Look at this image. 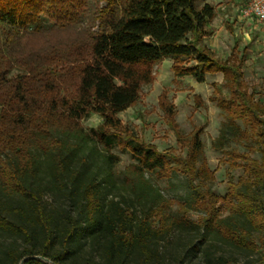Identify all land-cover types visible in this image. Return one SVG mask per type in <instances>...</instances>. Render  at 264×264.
<instances>
[{
    "label": "trees",
    "instance_id": "1",
    "mask_svg": "<svg viewBox=\"0 0 264 264\" xmlns=\"http://www.w3.org/2000/svg\"><path fill=\"white\" fill-rule=\"evenodd\" d=\"M216 14L208 0H0V179L26 198L18 218L0 212V230L25 243L5 247L0 264H191L199 254L208 264H264V98L249 90L243 54L222 59L204 42ZM167 57L176 76L223 74L214 83L225 116L215 143L242 170L224 196L197 182L214 177L205 159L199 163L202 127L181 134L166 92L160 106L185 148L182 160L142 141L119 117ZM92 113L102 122L87 131L82 120ZM228 140L246 150L225 147ZM92 141L105 150V177L92 168ZM115 146L134 158L124 181L132 196L108 197ZM42 155L47 187L65 195V208L34 185ZM178 171L190 189L181 217L146 176ZM189 211L201 215L190 219ZM186 229L198 238L177 246L174 232ZM222 243L247 256L226 254Z\"/></svg>",
    "mask_w": 264,
    "mask_h": 264
},
{
    "label": "rangeland",
    "instance_id": "2",
    "mask_svg": "<svg viewBox=\"0 0 264 264\" xmlns=\"http://www.w3.org/2000/svg\"><path fill=\"white\" fill-rule=\"evenodd\" d=\"M215 6L216 16L211 22V33L206 35L204 42L215 50L222 59L230 55L244 56L243 72L249 90L254 92L256 99L264 98V23L243 18L239 9L243 0H208ZM102 2V1H101ZM103 3V2H102ZM229 24L233 25L230 30ZM236 45V47H234ZM236 49V50H235ZM173 60L164 58L154 65L155 79L145 84L138 100L126 110L119 113L122 123L130 128L142 141L156 145L163 153L173 151L182 160L185 156V148L177 142L176 133L171 128L167 115L160 106V97L166 92L167 99L175 107V122L178 130L185 136H190L198 127H202L200 137L203 144V151L199 163L205 159L210 170L213 171V178L197 177V182L204 188L215 191L218 195L224 196L230 180L236 181L242 174L240 168H231L223 151L216 146L222 128L224 127L225 116L223 111L213 100L216 95L214 83L222 82V72L207 74L203 81H197L191 75L176 76L172 68ZM21 70L15 68L12 74H20ZM200 99V102H198ZM102 117L92 113L82 120L85 130L98 126ZM225 147H236L246 150V147L234 140H228ZM92 148V149H90ZM87 149L93 152L94 158L92 168L98 171L100 177L106 175V164L103 161L101 151L103 145L98 142H90ZM118 155L119 160L111 170L112 180L116 185L106 187L108 197L117 196L119 192L127 196L133 193L129 184L125 181L127 176L126 167L134 161L129 149L115 146L110 150ZM259 157L258 151L252 153ZM42 168L37 171L34 185L44 188L46 201L54 204L58 209L68 206L69 201L58 189L48 186L49 173L45 170V156H41ZM146 176L158 187L163 194L172 199V212L181 217L183 210L180 203L190 195V189L184 175L178 171L171 178L160 177L155 172H146ZM23 195L11 192L0 179V212L18 218L17 208L26 205ZM201 215L199 212L189 211L186 216L196 219ZM193 230H177L174 232L173 241L177 246L188 244L190 240L198 238ZM25 244L22 239H15V235L0 230V253L7 246ZM226 254L244 259L247 253L238 251L232 246L220 244ZM191 264H208L203 256L199 254Z\"/></svg>",
    "mask_w": 264,
    "mask_h": 264
},
{
    "label": "built area",
    "instance_id": "3",
    "mask_svg": "<svg viewBox=\"0 0 264 264\" xmlns=\"http://www.w3.org/2000/svg\"><path fill=\"white\" fill-rule=\"evenodd\" d=\"M239 13L247 20L264 23V0H243Z\"/></svg>",
    "mask_w": 264,
    "mask_h": 264
},
{
    "label": "water",
    "instance_id": "4",
    "mask_svg": "<svg viewBox=\"0 0 264 264\" xmlns=\"http://www.w3.org/2000/svg\"><path fill=\"white\" fill-rule=\"evenodd\" d=\"M20 264H22V263H20Z\"/></svg>",
    "mask_w": 264,
    "mask_h": 264
}]
</instances>
